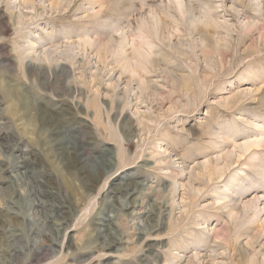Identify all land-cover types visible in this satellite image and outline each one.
<instances>
[{
    "label": "rangeland",
    "instance_id": "rangeland-1",
    "mask_svg": "<svg viewBox=\"0 0 264 264\" xmlns=\"http://www.w3.org/2000/svg\"><path fill=\"white\" fill-rule=\"evenodd\" d=\"M0 164V264H264V0H0Z\"/></svg>",
    "mask_w": 264,
    "mask_h": 264
},
{
    "label": "bare ground",
    "instance_id": "bare-ground-1",
    "mask_svg": "<svg viewBox=\"0 0 264 264\" xmlns=\"http://www.w3.org/2000/svg\"><path fill=\"white\" fill-rule=\"evenodd\" d=\"M81 46H83V48L85 47H88L91 45V41L89 40H84L83 42L80 43ZM85 46V47H84ZM85 50V49H83ZM53 54V53H52ZM49 58L46 59L45 61L48 62ZM54 61V60H53ZM57 65H55L56 67ZM59 68V67H58ZM54 69V68H53ZM2 82V81H1ZM3 93L6 95L8 101H9V105H7L6 107V110L7 111H12L14 108L16 107H20L22 112L23 113H26L27 115V118L25 119V123H26V126L31 130V132H34V128L37 127V124L39 125H45L47 123V120L46 119H43V118H37V114H33V113H30V112H33L32 109H30V106L27 104L26 102V99L23 98L22 96H18L16 93H14L11 89H9L8 87H5L4 90H3ZM41 125V126H42ZM39 131H40V128H39ZM42 134H44V130L42 128V131H41ZM66 139V138H65ZM63 144V143H62ZM65 147V146H64ZM67 148L68 150H73L72 147H70L69 145H67ZM246 148H248V146H246ZM66 152V151H65ZM18 158V157H17ZM26 158L22 160V164L24 165L26 163ZM90 161V160H89ZM107 161V160H106ZM105 162H101V165L104 164ZM109 163V162H107ZM97 164V163H96ZM110 164V163H109ZM6 165V164H5ZM100 167V166H99ZM22 168L24 169V172H25V176L28 178V179H31L33 180L32 184H33V188L34 190H32V193L37 196V197H40V198H46L47 196H50L51 195V191H50V183H49V180L46 179V181H44V179H40V180H37V178L34 177V173L33 171H30L28 170V168L26 166H22ZM4 169H6L2 164H0V173L4 172ZM30 169V168H29ZM38 169V168H37ZM108 170V168H107ZM106 170V171H107ZM210 170V169H208ZM105 171V172H106ZM25 177V178H26ZM46 177V176H45ZM20 178V177H19ZM24 178V177H22ZM23 181V179H22ZM51 181V180H50ZM5 182H8L9 183V186L12 188L13 187V184H14V181H13V178H8L5 180ZM22 183V182H21ZM25 183V182H24ZM31 183V182H30ZM24 186V185H23ZM122 187V186H121ZM26 188V187H25ZM28 188V187H27ZM13 189V188H12ZM56 192V191H55ZM11 194V193H10ZM9 194V195H10ZM31 195V194H30ZM33 196V195H32ZM18 197V196H17ZM54 197V196H52ZM33 198V197H32ZM50 199V198H49ZM48 199V200H49ZM32 200V199H31ZM44 200V199H43ZM52 200V199H51ZM35 201V199H34ZM46 201H39V204H41V206H44ZM54 202V201H53ZM55 203V202H54ZM63 207V206H61ZM55 208V207H54ZM246 208V207H245ZM238 209V208H237ZM64 210V209H63ZM62 209H60V207H57V210L55 212L54 215H51L49 216L51 219H54V222L55 220H58V224H57V228L60 229L62 228L64 225H66L67 223V217L64 215V212H63ZM48 212V211H47ZM51 213V212H50ZM46 214V213H45ZM237 211H236V207L233 205L227 215L232 218L233 220H235L237 218ZM55 216V217H53ZM46 220V219H45ZM104 223V222H103ZM54 225L56 223H53ZM108 229V228H107ZM59 231V230H58ZM62 237V236H61ZM111 243L107 246V249L110 248L113 243L116 242V240L114 239V237L111 239ZM189 264H192L191 261H189Z\"/></svg>",
    "mask_w": 264,
    "mask_h": 264
}]
</instances>
